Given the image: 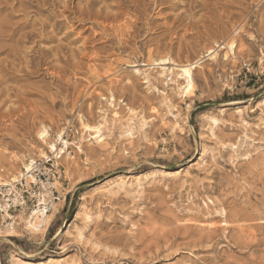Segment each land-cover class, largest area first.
<instances>
[{
    "label": "rangeland",
    "instance_id": "rangeland-1",
    "mask_svg": "<svg viewBox=\"0 0 264 264\" xmlns=\"http://www.w3.org/2000/svg\"><path fill=\"white\" fill-rule=\"evenodd\" d=\"M120 1L0 0L2 176L52 158L61 196L0 224V264H264V0Z\"/></svg>",
    "mask_w": 264,
    "mask_h": 264
},
{
    "label": "built area",
    "instance_id": "built-area-1",
    "mask_svg": "<svg viewBox=\"0 0 264 264\" xmlns=\"http://www.w3.org/2000/svg\"><path fill=\"white\" fill-rule=\"evenodd\" d=\"M32 169L13 184L0 186V224L14 227L21 214L51 213L61 196L55 185L60 176L52 158L33 160Z\"/></svg>",
    "mask_w": 264,
    "mask_h": 264
},
{
    "label": "bare ground",
    "instance_id": "bare-ground-1",
    "mask_svg": "<svg viewBox=\"0 0 264 264\" xmlns=\"http://www.w3.org/2000/svg\"><path fill=\"white\" fill-rule=\"evenodd\" d=\"M96 2H98V0H91V3H90V5H94ZM132 2V1H131ZM120 3L121 4H126V3H129V0H121L120 1ZM144 24V23H143ZM138 25H136V21H134L133 23H128V22H126L125 24H124V26H119V28H117V30L115 31L116 32V35H119L120 37H123V36H125L126 34L128 35L131 31H134V32H136V27H137ZM123 29H125V32H127L126 34L123 32ZM105 30V29H104ZM139 30H140V28H139ZM1 31H3V30H1ZM0 31V32H1ZM5 31V30H4ZM3 31V32H4ZM3 32H1V34H0V42L1 41H3V40H5L4 39V36H3ZM114 32V33H115ZM4 33H6V32H4ZM125 35H124V34ZM111 35V34H110ZM122 35V36H121ZM31 37V36H30ZM114 38H116L115 36H114ZM125 38H126V36H125ZM128 38V37H127ZM118 40H120V39H118ZM4 45H6L5 44V42L3 41L2 42ZM2 43H0V51L2 50V48L4 47V45L2 44ZM233 44H234V41L233 40H231V42L230 43H228L227 44V46H230V51H232V49H233ZM19 44L18 43H16V45H14V48L12 49V53H16L17 52V46H18ZM7 46V45H6ZM35 49V48H34ZM214 48H208V50H206V51H208L209 53L208 54H211V53H213V52H215L216 51V49L215 50H213ZM32 51H34V50H32ZM152 52V51H151ZM160 52V51H159ZM34 56H36V54L34 53V52H31ZM200 60H198V61H196V62H194V63H192V62H187L186 61V63H183L182 65H181V63H180V71H181V76L182 77H184V79L186 80V82H187V84L190 86V84H191V82H192V78H193V68H195L196 66H197V64H198V62H199ZM137 62V61H136ZM174 63L175 62V59L173 60L172 58H171V55H170V49H169V45L168 46H166L165 47V50L163 51V52H160L159 54H158V57L157 58H155L154 57V55H153V53L152 54H150V61H149V64H155V65H157V66H164V65H168V64H171V63ZM37 63V62H36ZM2 64H3V60H0V77H1V79H0V83L2 82V79L4 78V71H5V69L2 67ZM32 64L33 65H35V62L34 61H32ZM39 64V63H38ZM132 66H137V65H132ZM33 67V66H32ZM162 71L160 72V75H164L166 72H167V68L166 67H164V68H162L161 69ZM137 72H140V70L139 69H137ZM29 73V72H28ZM28 73H26V74H28ZM34 73H36V71H33V70H30V75L31 74H34ZM146 82V81H145ZM147 82H149V81H147ZM186 84V85H187ZM187 85V86H188ZM185 87V86H184ZM111 105H112V103L113 102H115V100H116V97H115V94H114V92L113 93H111ZM105 98V97H104ZM109 98V97H108ZM116 102H117V100H116ZM114 104V103H113ZM115 106V105H114ZM129 110L130 111H134L131 107H129ZM79 120H80V122H81V124L83 125V128L86 130V131H90V132H93L91 135L94 137V138H101L102 137V129H103V127H104V121H105V119L103 118V122H100V121H98V122H96L95 124H89V123H86V121H85V119H84V117H83V115H80L79 116ZM39 127H38V131H37V135L39 136V138L42 140V142L43 143H45V144H48L49 145V148L51 149V150H54V151H56L57 150V143H56V141H51V133H50V127L49 126H47L46 124H44L43 122H40L39 123V125H38ZM62 132H60L59 134H58V138L59 139H62ZM58 140V139H57ZM99 140V139H98ZM100 142H102V141H104V138H101V140H99ZM66 144H67V141H64ZM82 151V150H81ZM53 152V151H52ZM63 152V151H62ZM65 152V151H64ZM32 162H30V163H24V166H25V168L28 170V171H31V169H32ZM2 172H4V168H0V186H4V185H9V184H13V182H16L17 180H18V176H15V177H13V178H11V183H10V181H8V180H4L3 179V174H2ZM17 175V174H16ZM20 175L22 176V173H20ZM19 175V176H20ZM122 187V186H121ZM51 215H49V214H45V213H42V214H38L36 217H35V220H30V221H28L27 220V222L29 223V227H31L32 229H35V230H43L50 222H51ZM44 225V226H43ZM10 232H12L11 230H10ZM11 234V233H10ZM41 264H46V262H40ZM52 262H50V264H51Z\"/></svg>",
    "mask_w": 264,
    "mask_h": 264
}]
</instances>
